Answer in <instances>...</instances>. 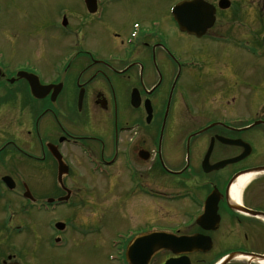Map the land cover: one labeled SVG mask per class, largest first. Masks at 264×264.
Listing matches in <instances>:
<instances>
[{
    "label": "flooded vegetation",
    "instance_id": "af4514ba",
    "mask_svg": "<svg viewBox=\"0 0 264 264\" xmlns=\"http://www.w3.org/2000/svg\"><path fill=\"white\" fill-rule=\"evenodd\" d=\"M59 1L34 45L0 23V264H142L152 231L195 238L189 264H264V57L242 25L264 0H203L201 37L172 17L185 0Z\"/></svg>",
    "mask_w": 264,
    "mask_h": 264
},
{
    "label": "rangeland",
    "instance_id": "374dc122",
    "mask_svg": "<svg viewBox=\"0 0 264 264\" xmlns=\"http://www.w3.org/2000/svg\"><path fill=\"white\" fill-rule=\"evenodd\" d=\"M63 7V3L61 4L59 0H0V23H3L4 18H6L9 27L17 29L6 38L3 37V39L16 38L21 41L22 45L36 44V41L39 39L38 33L40 31L36 15L43 13L48 9L54 12L55 15L62 14L65 12V10L62 11L64 9ZM244 9L249 8L244 7ZM258 19L259 23L256 22L255 16H251L249 19H247L245 16L242 21L243 28L247 30L244 40L245 52L243 53L244 57L247 58H249L250 55L264 57V12L261 16H258ZM253 22L254 25L251 26ZM251 35L254 36L257 42L262 45L261 47H254L251 44L252 40L254 39L250 37ZM55 36H57V34ZM57 41L58 39L56 38L55 45L58 44ZM50 60L51 63H54V66L58 69V60L55 57L51 58ZM106 198L109 197L106 196ZM155 209L157 210V208ZM127 226V221L121 218L120 215L113 219L110 217L106 222L103 223V237H106L105 233L110 230L124 231Z\"/></svg>",
    "mask_w": 264,
    "mask_h": 264
},
{
    "label": "water",
    "instance_id": "95a60500",
    "mask_svg": "<svg viewBox=\"0 0 264 264\" xmlns=\"http://www.w3.org/2000/svg\"><path fill=\"white\" fill-rule=\"evenodd\" d=\"M221 8H226V6L220 4ZM211 7L202 2L201 0H194L190 2H183L178 5L174 9V17L176 22L178 23L180 29L186 31L190 34H194L196 36L203 35L206 30H208L214 22L213 11H211ZM151 244L153 245V250L158 246L162 249L171 250L173 253H176V248L179 245H182L183 249L191 251V247L193 245V239H186V241H182L178 243L177 240L169 237L155 238L151 236L150 238ZM179 244H177V243ZM184 250V251H185ZM229 258L224 261L228 262ZM184 264L187 263V260L184 259ZM167 264H174V262H167Z\"/></svg>",
    "mask_w": 264,
    "mask_h": 264
},
{
    "label": "bare ground",
    "instance_id": "6f19581e",
    "mask_svg": "<svg viewBox=\"0 0 264 264\" xmlns=\"http://www.w3.org/2000/svg\"><path fill=\"white\" fill-rule=\"evenodd\" d=\"M248 178L244 177L242 179H240L237 183H236V190L237 188H240L241 186L245 185L247 183ZM236 194H238V192L236 191ZM167 199V198H165ZM192 236H187V237H181L177 242L181 243L182 241H186V239H192ZM140 243L144 246H147V248L145 249V251H142L143 255H147L148 253L151 254L153 251V245L151 243H148L147 241H143V240H139ZM176 242V243H177ZM177 243V244H178ZM179 245V244H178ZM144 263V261L142 260V264Z\"/></svg>",
    "mask_w": 264,
    "mask_h": 264
}]
</instances>
